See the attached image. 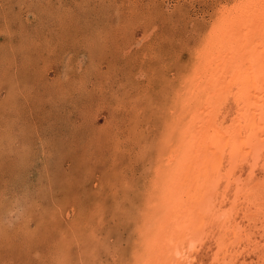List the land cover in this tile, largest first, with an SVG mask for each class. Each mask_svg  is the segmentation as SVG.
I'll use <instances>...</instances> for the list:
<instances>
[{
    "label": "rangeland",
    "instance_id": "1",
    "mask_svg": "<svg viewBox=\"0 0 264 264\" xmlns=\"http://www.w3.org/2000/svg\"><path fill=\"white\" fill-rule=\"evenodd\" d=\"M247 1L0 0V264L168 262L161 236L173 217L191 218L189 204L184 214L178 210L185 208L179 190L202 172L195 163L200 152L195 158L188 152L190 118L211 95L220 112L215 119L225 113L229 123L239 101L218 99L239 85L233 79V86H221L215 63L226 66L222 60L229 56V68L242 43L210 65L215 24ZM231 148L226 169L234 164ZM253 149L254 169L249 161L233 168L241 191L248 181L264 180V141ZM263 186L251 206H240L253 208L252 216L239 213L237 221L244 228L237 235L250 232V240L230 238L220 218L212 220L206 224L212 235L206 230L186 242L193 263L216 264L218 248L229 245L236 254L229 252L226 264H264ZM232 187L222 189L231 198ZM156 200L164 202L162 210Z\"/></svg>",
    "mask_w": 264,
    "mask_h": 264
},
{
    "label": "bare ground",
    "instance_id": "2",
    "mask_svg": "<svg viewBox=\"0 0 264 264\" xmlns=\"http://www.w3.org/2000/svg\"><path fill=\"white\" fill-rule=\"evenodd\" d=\"M220 18H221L220 22H217L215 24V26H216L215 31L217 32V34H219L215 38L216 39V42H215L216 47L214 46L213 49L210 50V54L208 56L207 62H209V64L211 65V61L215 57H217V56L220 57L221 54L222 55H225L228 53L232 54L234 52V50L236 49V46H238V43L239 44L242 43V45H239L241 47V52H242L241 56L235 60L234 57H232V55H230L231 59H232V60L231 59L230 60L233 62L230 66L235 65L234 67H236V68H234V72H231L232 73L231 77H229V75L227 74L229 72L230 66H229V68L226 67L228 65L229 56H228V59H225L226 58L225 57L222 60L223 63L227 64L226 66L223 64H220V62L215 63V64H219V65H216L217 68L215 70L218 71V73L221 76V79L224 80L223 81L224 84H222L223 83L222 82L221 86L222 85H224V86L232 85L233 86V82H232L233 79L235 80L234 83H236L237 86L239 85L238 86L239 89H238V87H236V90L234 92H232L233 91L232 90L231 91L232 93H226V94L224 93L225 95L224 96L222 95V97L218 98V99H223L220 101L225 102V100H226L227 103H228V101L231 103V101L229 100V97H228V96H231L233 98V100H235V101L239 100V101L235 102L236 106L234 105V103L232 104L236 107L235 108L236 113L234 112L235 113L234 114L233 112H231L234 114L235 117L233 119L230 117L232 120L228 123V122H225V120H224L225 116H226L225 113H222L220 115L222 117H221L219 122L215 119V117H217L216 114H218L220 112L217 110V106H215V101H213L211 95L208 96V98H205V99H207V101H205V100L203 101L200 99V101L197 103V107L195 108L194 114H192V117L190 118L191 120L189 122V126L188 127L186 126L187 131L185 132V134L189 131L194 132L193 134H191L189 136V138H187L189 142H193V143H191V145H189V150L188 149L187 150H188L189 154L190 153L194 154L193 158L196 157L195 153L197 151L200 152V156L196 157L195 163H196L197 167H199V169L202 172L200 174H198L199 173L198 172L199 170H198L197 171L198 176H196V178L192 179L194 177L193 176L194 174H193L192 175L193 177L191 179H189V183H188L187 182L188 181L187 175H188L189 170H190V169H188L187 170L188 173H186V175H185V181L188 184H184V186H183V185H181V183L184 180L180 181L181 182L180 185L183 187V188L181 187L182 189L179 190V191H181L179 193L180 198H182V200L180 202L181 203L185 202V205H184L185 208H183L181 206L182 209L178 208V210H180L182 213L183 211L186 210L187 205L189 204L190 205L189 209L192 211L193 214H191V216H190L191 218L188 217V219L185 216L184 221H182L183 219L179 221V217L178 218L173 217L172 218V219H174L173 221H168L167 228L165 229L166 230L165 234H164V236H161L162 237L161 239H163V240L160 239L161 241H164V243L161 241L160 242L165 244V246L167 248L165 251V254L167 255L166 258L168 259V262H166V260L163 258L162 264H195V263H193L194 262L193 261L194 255L191 254V251H190V253H188L186 251L188 248V247L187 248L185 247L186 242L190 241V243L192 244V241L196 240V238H194L196 235L200 236V234H201V236L205 237L207 234V233H205L206 230L209 231L210 235H212V233H211L212 231L210 232V226L206 225V224H209L212 220H218V218H220L219 221H222L221 224L224 226V227H221V229H222L221 231H226V233L230 231V238L236 237V235L239 232L244 230V228H242L240 225H238V222H237L239 220V213L242 214V216L244 218H247V217L249 218L250 216H252V213H251L252 210H250V209H253V208L249 207L250 208V209L248 208L249 210L244 209V208L247 205L251 206V201L253 200V198H255V199L257 198V196H256L257 187L264 185V180L262 181L261 185L260 184L259 185L258 184H252L251 185V184H249V181H248L245 185L246 188L244 189V191H241V190H243L244 187L242 188V186H241V190L239 189V185H241L240 184L241 181L237 178L236 172L233 170V168L237 166L236 163L239 161L241 163H243V162L245 163V161H249L251 168H253L255 166L256 162H254V161L251 162L250 158H249V155L250 156L252 155L251 154L252 150H254L253 145L260 144L261 142L264 141V0H256L255 2L252 0H249V1L245 2L243 5H241L240 7L233 9L231 12H226L225 14L224 13L220 14ZM259 19L263 20V21H259ZM261 30H263V32L257 33V31H261ZM251 39H252V41H250ZM208 48L211 49L212 47H208ZM206 51H207V49L204 51L205 54H206ZM237 54H238V52H237ZM205 57H207V56H205ZM215 61H217V60L215 59ZM215 61H213V63ZM222 65L226 68H224ZM196 66L197 65H194V67H196ZM243 66H245V67H243ZM242 67L245 68L243 70V73L241 71L240 74H238V70L240 71V69ZM197 68H199V67H197ZM231 69H233V67H231ZM235 69L237 70V72ZM195 70H197V69H195ZM199 70H202V69H199ZM200 73H202V72H200ZM208 73H210L209 70H208ZM233 73H235L236 75L235 74L233 75ZM241 73H242V75H241ZM201 75H203V74H200V76ZM239 75H241V76H239ZM203 76H205V75H203ZM188 78H189V76H188ZM194 78L196 80V78H199V77H194ZM203 78L204 77H202V79ZM206 79L208 81L211 80L208 78H206ZM191 83H193V82H191ZM240 84H241V86H240ZM213 85H214V82H213ZM197 86H200V85H197ZM186 88H187V86H186ZM208 89H209V87H208ZM210 89H211V87H210ZM227 89L228 88L224 87V92H226ZM188 91H189V93L191 92V90H188ZM228 91L230 92L229 89H228ZM203 97H205V96H203ZM180 99H181V97H180ZM180 99H179V101H180ZM217 102L218 101H216V103ZM229 109H226V110H229ZM220 110L222 111L223 109H220ZM228 113H230V112H228ZM182 127H184V125ZM185 136H187V134ZM232 141H234V143H233V145L232 144L230 145V143ZM179 144H180V142H179ZM183 147H181V148H183ZM190 147L192 149H190ZM229 147H232L231 149L233 150V153L236 155L234 158H232V159H234L233 160V163H234L233 167L231 166V168L226 169L225 168V165H226L225 162H227L226 161V157H227L226 155L228 152L227 149ZM173 148H175V147H173ZM258 150H259V148H258ZM173 151H175V150H173ZM178 152L179 151L177 150L176 154ZM229 152H230V154H228V155L234 156L231 151H229ZM256 152L258 153L259 151H256ZM178 156H179V154H178ZM260 156H263V155H260ZM169 157L171 160L173 158H175L174 155H170ZM191 157H189V158H191ZM258 157H256V158H258ZM178 158H180V157H178ZM202 159H204V161ZM253 159H255V158H253ZM169 160H167V162H169ZM192 161H191V164H192ZM201 161H203V163ZM258 161H259V159H258ZM184 166H186V165H184ZM222 172H224V173H222ZM250 172H253V171L250 170ZM249 178H250V176H249ZM251 178H252V176H251ZM175 179H178V178H175ZM263 179H264V177H263ZM246 180H250V179H246ZM221 181H222V183H221ZM224 181L226 182V184L223 187V185H221V184H223ZM242 182H243V180H242ZM247 184H249L252 187L247 186ZM231 185L233 187L235 186L236 189L240 191V192H238L236 190V192H233L232 198H231V196H228L222 190L223 188L230 189ZM242 185H243V183H242ZM233 187H232V189H233ZM163 188H164V186L162 187V189ZM263 188H264V186H263ZM232 189H231V191H232ZM164 190L165 189H163V191ZM221 190H222V192H221ZM233 190H235V188ZM155 191H157V190L155 189ZM165 192L166 191H164V194H165ZM218 192H221V193L218 194ZM220 196H222V197H220ZM173 197L175 198V196H173ZM218 197H220V198L218 199ZM160 198L162 199V197H160ZM186 199H187V201H186ZM241 200H242V202H241ZM157 201L158 200H156V203H155V204H157L156 208L157 207L161 208V206H163V205H160V204L164 203V202H160V204H159V202H157ZM252 203H253V201H252ZM155 204H154V206H155ZM166 205L168 206V204H166ZM218 205L221 208V212L219 211L220 214L215 213ZM241 205L244 208L240 207ZM154 210H155V207H154ZM161 210H162V208H161ZM175 210H176V208H175ZM146 211L149 212L148 210H146ZM162 212H160V213L162 214ZM254 212H257V209H255ZM184 213H182V214H184ZM161 214L159 217H161ZM260 214H262V213H260ZM256 215L259 216L258 214H256ZM149 216H150V214H149ZM242 216L240 217V219H242ZM185 220L186 221L192 220V224H191L192 226H188L187 224H185ZM159 222H160V219H159ZM193 222L195 223V225L193 224ZM212 222H214V221H212ZM228 223H230V224L227 226ZM145 225H147V224L145 223ZM150 227H151V225H150ZM150 227H149V229H150ZM165 227H166V225H165ZM165 227H163V228H165ZM155 228H157V226H155ZM171 230H172V232H171ZM169 232H171V233H169ZM249 233L250 232L246 231L245 234L240 233L239 235H237V236H239V239L241 238L240 235H245V237L243 239H241L240 242H244L245 240L246 241L250 240V239H248ZM252 234L255 235V233H252ZM257 235H258V233H257ZM258 238L255 239V242ZM149 239H147V241ZM201 239H203V238H201ZM227 239H229V238H227ZM239 239L236 240V238H235L236 241H239ZM156 240H157V238H156ZM253 241H254V239H253ZM258 241H261V239L257 240V242ZM203 242H206V241H203ZM203 242H202V244H203ZM190 243H189V245H190ZM229 243H231V242H229ZM234 243L232 244L233 246H234ZM252 243H254V242H252ZM256 243H254V244H256ZM159 244H158V246H159ZM262 244L264 246L263 242H262ZM193 245H194V247H193ZM193 245H190L189 247L191 248V250H193V252H195L194 248H195L196 244L193 243ZM197 245H198V243H197ZM229 247H230L229 245H225V246H222L221 248L220 247L218 248V250L220 252V253L219 252L218 253L221 254V257H219L220 255L219 256L215 255L213 260H215L216 264H220L221 260H222V262L225 263V257L227 258L228 253L232 252L234 254L236 252L235 251L236 249L234 250V248H231V247L229 248ZM146 248H147V246H146ZM255 248H257V246H255ZM147 249H145L144 251H146ZM205 250H207V249H205ZM199 251H201V250H199ZM256 251H257V249H256ZM256 251H254V252H256ZM248 254H250V253H248ZM195 256H196V254H195ZM257 258H258V256H257ZM196 259L197 258H195V260ZM158 260L159 259H157V261ZM258 260H260V259H258ZM261 260H262V258H261ZM149 261L153 262V258L151 260H149V259L141 260V262H144V264H149ZM157 261H156V263H157ZM197 261L199 262V259ZM202 262L204 263L203 260H202ZM158 263L161 264L160 260ZM227 263H228V261H227ZM200 264H201V260H200Z\"/></svg>",
    "mask_w": 264,
    "mask_h": 264
}]
</instances>
